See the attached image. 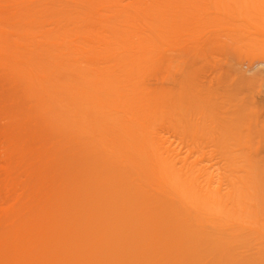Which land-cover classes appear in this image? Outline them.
Instances as JSON below:
<instances>
[{
    "label": "bare ground",
    "instance_id": "obj_1",
    "mask_svg": "<svg viewBox=\"0 0 264 264\" xmlns=\"http://www.w3.org/2000/svg\"><path fill=\"white\" fill-rule=\"evenodd\" d=\"M0 264H264V0H0Z\"/></svg>",
    "mask_w": 264,
    "mask_h": 264
}]
</instances>
